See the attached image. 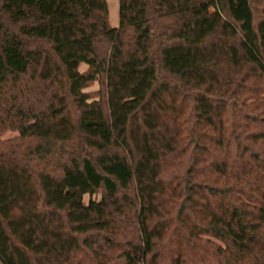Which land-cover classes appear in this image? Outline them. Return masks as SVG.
Wrapping results in <instances>:
<instances>
[{
	"label": "trees",
	"instance_id": "16d2710c",
	"mask_svg": "<svg viewBox=\"0 0 264 264\" xmlns=\"http://www.w3.org/2000/svg\"><path fill=\"white\" fill-rule=\"evenodd\" d=\"M108 15L0 0V264H264V0Z\"/></svg>",
	"mask_w": 264,
	"mask_h": 264
},
{
	"label": "rangeland",
	"instance_id": "374dc122",
	"mask_svg": "<svg viewBox=\"0 0 264 264\" xmlns=\"http://www.w3.org/2000/svg\"><path fill=\"white\" fill-rule=\"evenodd\" d=\"M108 11H109V21L112 27L119 26V0H107ZM84 69L85 66H82ZM99 87L98 84H94L90 90L95 91ZM8 136H13V133L8 134Z\"/></svg>",
	"mask_w": 264,
	"mask_h": 264
}]
</instances>
